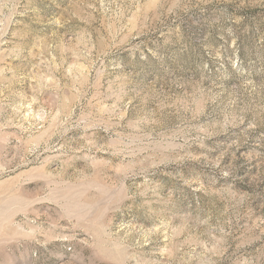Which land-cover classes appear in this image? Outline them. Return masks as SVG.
<instances>
[{"label":"rangeland","instance_id":"obj_1","mask_svg":"<svg viewBox=\"0 0 264 264\" xmlns=\"http://www.w3.org/2000/svg\"><path fill=\"white\" fill-rule=\"evenodd\" d=\"M0 264H264V0H0Z\"/></svg>","mask_w":264,"mask_h":264}]
</instances>
